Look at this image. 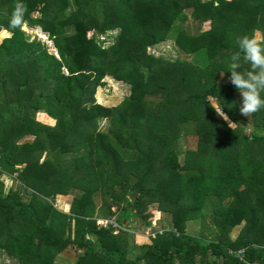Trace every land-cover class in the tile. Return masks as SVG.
<instances>
[{"label":"trees","instance_id":"16d2710c","mask_svg":"<svg viewBox=\"0 0 264 264\" xmlns=\"http://www.w3.org/2000/svg\"><path fill=\"white\" fill-rule=\"evenodd\" d=\"M17 2L25 11L13 27ZM2 29L0 255L264 264V109L240 113L228 72L236 36L264 40V0H0ZM169 35L190 59L148 51ZM106 76L129 85L117 104L96 101ZM138 225L151 228L141 242Z\"/></svg>","mask_w":264,"mask_h":264},{"label":"clouds","instance_id":"9594fccd","mask_svg":"<svg viewBox=\"0 0 264 264\" xmlns=\"http://www.w3.org/2000/svg\"><path fill=\"white\" fill-rule=\"evenodd\" d=\"M24 11V5L17 2L10 21L13 27L22 24ZM235 44L238 50L230 55L229 80L241 96L240 113L250 117L264 109V40L257 38L255 34L242 35L235 37ZM242 62L249 65V68L242 70ZM223 74L221 72L222 76ZM212 107L234 130L236 123L231 121L223 108L219 105Z\"/></svg>","mask_w":264,"mask_h":264},{"label":"rangeland","instance_id":"374dc122","mask_svg":"<svg viewBox=\"0 0 264 264\" xmlns=\"http://www.w3.org/2000/svg\"><path fill=\"white\" fill-rule=\"evenodd\" d=\"M24 30L29 33L30 36H38L43 40H46L48 38L47 34H43L42 31L37 28H30L26 26V24H23ZM184 28L189 32V33H195L196 28H195V23L192 22L191 17H189L188 22L184 24ZM4 31V32H2ZM171 34V33H170ZM10 33L6 30H0V41L4 36H8ZM255 35L257 38H261L260 32H255ZM50 46V45H49ZM51 51H54L52 47H50ZM148 51L153 53L154 55L162 56L164 58L168 59H175V58H184V59H190L191 56L189 54L184 53L181 51L178 46L174 43L172 35H169L165 40L160 41L150 47H148ZM225 79V78H224ZM227 80V79H225ZM105 85L103 87H99L96 92V101L105 105H114L120 102L123 97H125L128 92H129V85L122 82V81H117L111 76H106L104 78ZM237 101L241 103V96L240 94L237 95ZM36 117L43 121L47 122L50 124L54 123V119L50 118L49 116H46L42 111L37 112ZM105 121L101 122V127L105 126ZM10 182L9 179H6V183ZM72 199V194H66L63 196L61 204L65 206V209L68 210L69 204ZM149 210H153L155 208V204H151L148 206ZM155 217L158 218L159 213L154 212ZM103 222H106L102 220ZM115 226L117 223L112 220L111 221ZM104 224V223H103ZM191 226L188 227V231H192L193 233H197L201 227V222L200 219H195L193 222L191 221ZM132 224H130L131 226ZM130 230H133V227H129ZM157 229L160 230V225L157 223ZM151 229V228H150ZM148 228H143L140 225L135 228V234L139 236L137 240L141 242L142 240H145L147 234L151 232V230ZM239 229V226L234 228L231 232V235L234 236ZM73 253L67 250L62 251L59 254L58 257V262L60 264H70L71 260L73 259ZM0 261L3 262L4 264H13L12 261L8 258H5L3 255H0Z\"/></svg>","mask_w":264,"mask_h":264},{"label":"built area","instance_id":"2783aa9c","mask_svg":"<svg viewBox=\"0 0 264 264\" xmlns=\"http://www.w3.org/2000/svg\"><path fill=\"white\" fill-rule=\"evenodd\" d=\"M45 42L48 44V45H50V47H52V42H51V40H49L48 38L45 40ZM102 220H104V221H106V222H103ZM113 219H101V218H98V219H96V222L97 223H100V224H103L104 223V225L106 224V223H108V222H110V223H112L111 221H112ZM113 224V223H112ZM114 225V224H113ZM115 226V225H114Z\"/></svg>","mask_w":264,"mask_h":264}]
</instances>
